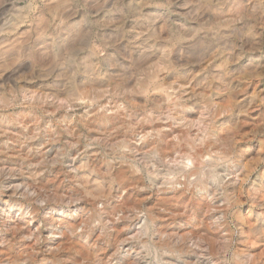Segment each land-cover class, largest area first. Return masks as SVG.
<instances>
[{
  "label": "rangeland",
  "instance_id": "1",
  "mask_svg": "<svg viewBox=\"0 0 264 264\" xmlns=\"http://www.w3.org/2000/svg\"><path fill=\"white\" fill-rule=\"evenodd\" d=\"M0 264H264V0H0Z\"/></svg>",
  "mask_w": 264,
  "mask_h": 264
},
{
  "label": "bare ground",
  "instance_id": "2",
  "mask_svg": "<svg viewBox=\"0 0 264 264\" xmlns=\"http://www.w3.org/2000/svg\"><path fill=\"white\" fill-rule=\"evenodd\" d=\"M260 15V14H259ZM258 15V16H259ZM40 53V52H39ZM195 68V67H194ZM237 94V93H236ZM198 155V154H197ZM196 173L198 174V175H206V173L203 171V169L202 168H197L196 169Z\"/></svg>",
  "mask_w": 264,
  "mask_h": 264
}]
</instances>
